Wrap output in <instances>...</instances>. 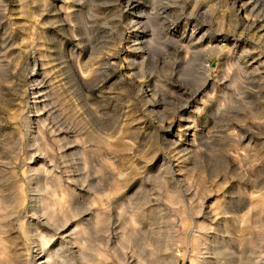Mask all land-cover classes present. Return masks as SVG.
Returning a JSON list of instances; mask_svg holds the SVG:
<instances>
[{"label":"rangeland","instance_id":"obj_1","mask_svg":"<svg viewBox=\"0 0 264 264\" xmlns=\"http://www.w3.org/2000/svg\"><path fill=\"white\" fill-rule=\"evenodd\" d=\"M263 194L264 0H0V264H264Z\"/></svg>","mask_w":264,"mask_h":264},{"label":"bare ground","instance_id":"obj_2","mask_svg":"<svg viewBox=\"0 0 264 264\" xmlns=\"http://www.w3.org/2000/svg\"><path fill=\"white\" fill-rule=\"evenodd\" d=\"M130 5H131V4H130ZM263 195H264V194H263ZM261 197H262V195H261ZM262 203L264 204V199H262ZM258 206H259V205H258ZM1 257H2V256H1ZM4 257H5V256H4ZM45 258H46V257H45ZM52 258H53V257H52ZM6 259H7V258H6ZM47 259H48V258H47ZM47 261H48V260H47ZM33 264H50V263H49V261H48V262H46V261H45V262H44V261L42 262V260H41V258H40V259H38V260H35ZM53 264H54V263H53Z\"/></svg>","mask_w":264,"mask_h":264}]
</instances>
